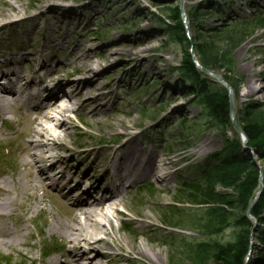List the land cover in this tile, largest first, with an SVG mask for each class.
<instances>
[{
	"label": "rangeland",
	"instance_id": "1",
	"mask_svg": "<svg viewBox=\"0 0 264 264\" xmlns=\"http://www.w3.org/2000/svg\"><path fill=\"white\" fill-rule=\"evenodd\" d=\"M63 1L66 5H71V16L63 11L51 12L48 17L38 16L39 19L34 24L26 21L22 25L7 28L4 33L0 32V38L4 37L7 41L17 36L22 47L28 43H38L45 49L52 47L51 58L54 60L51 59L42 74L46 76L50 72L57 75L61 67L62 77L66 81L81 78L76 67L84 61L92 65L93 60L101 61L108 49L116 48L111 61L106 66H101V71L98 70L103 75L101 84L110 85L94 101L96 104L107 103L99 116L104 120L96 124L108 122L112 126L94 125L90 118L91 110L83 109L80 105L85 99L82 98L68 113L73 122L65 137L68 147L79 152L84 148L89 149L91 143H97L98 148H104L108 143L117 146L126 137L119 133L122 128L115 126L114 118H126L128 134H138L137 139H145L141 142V147L156 148L161 161H173L167 169L172 177L165 182V190H159L157 186H161V183L151 178L135 183L127 192L123 190L119 193L124 204L120 206L117 217L113 218L115 229L129 242L139 243L143 240L149 249L160 252L161 264H192L191 248L198 241H209L212 244L232 241L235 232L233 224L223 227L218 235H206L204 228L198 224L204 205L191 203L193 197L188 195L190 192L184 191L182 182L191 179L192 167L210 163V156L229 148L228 143L238 135H235L232 120L225 125L212 121L204 106L199 103L192 82L182 80L177 70L187 64L185 47L190 46L189 53L200 75L221 83L218 78L205 73L204 66L199 64L198 56L193 50L196 39H209L212 36L203 35L207 32L205 27L211 30L208 33L226 28L228 24L246 27L244 41L224 61L227 69L216 68L211 72H216L229 85L233 83L238 86L236 91L231 85L235 119L238 118L243 123L247 117L241 116L244 107L245 114L264 118V0H0V20L19 14L30 15L38 12V8L43 5L46 9L49 4L56 2L62 5ZM177 6L184 12L183 22L188 39L186 42H174L165 32L164 24L170 21ZM196 7L198 10L192 16ZM244 20L254 22L244 26L246 22L241 23ZM36 23L39 24L37 31L34 28ZM25 31L31 36H23ZM12 33L14 35L11 36ZM79 42L84 44L85 51L90 52L88 56L81 58V62L76 61L79 54L72 52L70 48ZM216 45L226 48L224 41H217ZM47 55L46 50L44 57ZM244 64L248 67L255 65L253 70L260 71L261 75L255 85L263 88L261 93L245 95V82L250 74L243 67ZM112 69L114 70L111 71ZM111 72L114 74L111 75ZM34 103L36 102H27L19 108L15 106L4 117L15 119L14 122L22 131L19 137L13 138L15 131L8 128V123L0 121V135L9 137L0 143V174H8L5 178L0 176V184L14 179L17 174L24 181L27 179L26 167L22 164L27 159V154L22 149L29 140L24 135L29 118L39 109V106H31ZM29 110L32 111L28 112ZM54 116L59 118L58 110ZM263 147L264 137L258 140L248 139L240 149L241 155H245L252 167L260 173H264V157L260 153V148ZM95 174L102 178L101 187L108 184L104 179L105 173ZM259 196H255L251 206ZM41 197L46 198L45 203L40 201ZM26 198H29V206L25 205L18 210L26 214L28 222H20L18 237L20 241H28L29 235L34 233L37 236L43 234L42 238L45 240L39 241V237L32 250L24 246L18 249L33 256L37 264H48L49 259L55 257L65 261V256L62 255L69 246L64 244L60 234L50 230V226L55 227L56 222L61 224L71 215L76 208L74 199L70 196L63 198L47 180H42L41 185L35 182L33 188L19 198V202L21 199L26 201ZM30 206L34 209L27 211ZM139 210L148 213L143 227L135 223L137 219L143 220L136 213ZM250 210L251 207L246 212L251 232L244 264H264V209L259 217L252 215ZM97 219L105 222L102 216ZM16 222L12 216L0 218V226L4 223L13 226ZM56 229L55 227L54 230ZM11 249L0 245V261L12 264L5 260V255L12 253L19 260L15 264H23V258L17 255L16 250ZM122 256L132 259L116 263L115 258L111 260L110 257H105L99 259L98 263L148 264L145 258L128 251H123ZM32 262L35 264L34 260L29 261V264Z\"/></svg>",
	"mask_w": 264,
	"mask_h": 264
},
{
	"label": "bare ground",
	"instance_id": "2",
	"mask_svg": "<svg viewBox=\"0 0 264 264\" xmlns=\"http://www.w3.org/2000/svg\"><path fill=\"white\" fill-rule=\"evenodd\" d=\"M38 9V12L35 11L30 15L2 17L4 19L0 20V32L4 33L7 28L22 25L26 21L34 24L42 15L48 17L52 14L51 12L63 11L67 16H71L69 12H72L71 5L67 7L56 2L47 5L46 9L44 5ZM38 27L39 24L36 23L35 31ZM27 33L29 32H23V36H31ZM12 39L5 41L4 37L0 38V121L2 120L3 124L8 123V128L15 131L13 138L19 137L22 131L14 122L15 119H5V115L14 110V106L19 105L24 99L25 101H37L31 106H39V109L29 118L27 124L24 135L29 140L25 142L23 139L25 144L22 150L27 154V159L25 158L22 163L26 167V181L17 174L14 179L3 181L0 184V218L12 216L17 220L13 226L2 223L3 225L0 226V242L2 243L0 245L16 250L19 253L17 255L23 258V264H29L32 260L37 264L33 256L18 248L24 246L32 250L37 245L39 237V241L45 238H42L43 234L37 236L31 233L28 241H20L19 224L22 221L28 222V220L26 214L21 213L18 208L29 206V198H26V201L21 199L20 202L19 198L24 197L33 188L35 182L41 185L42 180H47L63 198L70 196L76 204L75 210H72L66 220L60 221L61 224L55 223L56 230H54L55 227L50 226V230L60 234L64 244H68L69 247L62 255L65 256V261L55 257L49 259L48 264H66V262L68 264H107L98 263L99 259L105 257H110L111 260L115 258L116 263L130 261L132 258L122 256L123 251L145 258L148 264H161L160 252L149 249L143 240L139 243L129 242L119 230L115 229L113 218L117 217L120 213V206L124 204L123 197H120L121 194L118 196L120 191L130 189L135 183L150 177L161 183V186H157L159 190H165V182L172 177L167 169L173 161H161L156 148L141 147V142L145 139H137L138 134H128L129 127L126 118H114L115 126L122 128L119 133L126 137L117 146L108 143L104 148H98L97 143H91L89 149L84 148L77 152L76 149L69 148L65 141L71 128L70 124L73 123L68 113L82 98L85 99L80 105L83 109L91 110L90 118L94 121V125L112 126V123L108 122L96 124L104 120L99 116L107 103L96 104L94 101L102 96L110 85L101 84L103 75L100 71L103 68L101 66H106L115 56L116 48L108 49L102 55L101 61L93 60L92 65L84 61L76 67L81 78L66 81L62 77L61 67L57 75H52L50 72L46 76L42 74L51 59L54 60L51 58L52 47L41 48L38 43H28L22 47L18 43L17 36L13 41ZM62 46L65 47L64 44ZM83 46L84 44L79 42L70 47L72 52L79 54L76 61L81 62V58H85L90 53L85 51ZM46 50L48 55L44 57ZM251 62L258 64L257 60H254V63ZM243 67L250 74L245 82L247 88L245 95L261 93L263 88L255 85V81L261 75L260 71L253 70V67H248L247 64ZM33 71L34 74H31ZM212 76L219 77L216 72H213ZM57 110L59 118L54 116ZM30 111L32 110L28 112ZM236 121L241 125L238 118ZM235 135L237 136L236 132ZM0 137V143L9 138L2 135ZM100 172L106 174L104 179L108 181L104 187L100 186L102 178H98L95 174ZM7 175L0 174L3 178ZM40 201L45 203L46 198L41 197ZM32 209H34L33 206H30L27 211ZM13 210L16 211L12 213ZM136 213L143 217V220L137 219L135 223L143 227L146 224L144 218H147L148 213L140 210ZM98 216H102L105 222L98 220ZM5 256L8 263L15 264L19 261L12 253H7ZM0 264L7 263L1 260Z\"/></svg>",
	"mask_w": 264,
	"mask_h": 264
},
{
	"label": "trees",
	"instance_id": "3",
	"mask_svg": "<svg viewBox=\"0 0 264 264\" xmlns=\"http://www.w3.org/2000/svg\"><path fill=\"white\" fill-rule=\"evenodd\" d=\"M198 9L197 7L192 12ZM199 18H197L198 20ZM165 22V32L168 33L174 42H186L188 39L185 33V24L180 8L174 9V14ZM259 19H257L258 21ZM256 21V22H257ZM246 22V20L241 23ZM249 20L244 26L252 24ZM212 35L206 38H197L193 50H195L199 63L210 69H227V61L231 53L245 39L246 27L238 24H228L226 28L217 29ZM216 38V39H215ZM215 39V40H214ZM218 42H225L226 48L217 46ZM187 53V64L182 65L177 71L181 79L189 80L198 95L199 103L204 106L206 114L213 122L225 125L231 121L228 89L221 83L203 78L198 72L194 60L191 58L190 46L185 47ZM232 87L238 91V86L231 83ZM241 113L244 118L243 130L250 140H258L264 137V118L251 117ZM229 142V141H227ZM229 148L217 152L210 156V163L195 165L191 168L192 177L183 181L184 191L190 192L191 203L203 204L198 224L204 228L207 236L218 235L221 229L228 225L234 226V238L223 243L212 244L209 241H198L191 248L192 264H244V258L248 253L249 235L251 224L246 217V212L251 207V214L259 217L264 209V190L255 203V199L260 183V172L252 167L246 156L240 152L241 142L239 137L228 143ZM239 148V149H237ZM261 156L264 157V147L260 148Z\"/></svg>",
	"mask_w": 264,
	"mask_h": 264
},
{
	"label": "water",
	"instance_id": "4",
	"mask_svg": "<svg viewBox=\"0 0 264 264\" xmlns=\"http://www.w3.org/2000/svg\"><path fill=\"white\" fill-rule=\"evenodd\" d=\"M180 6H181V5H180ZM182 13H184L183 10H182ZM203 70H204V72L207 73V74H211V75L213 74V73L211 72V70H209V69L206 68V67H203ZM217 78L219 79V81H220L224 86H227V89H228V91H229V95H230V102H229V104H230V108H229V110H230V117H231L232 123L234 124V129H235L237 135L239 136V139L241 140L242 145H243V144H244V141H247V140H248V137H247L245 131L243 130L242 126H241V125L236 121V119H235L236 110H235V107H234V105H233V100H232V98H231V95H232V87H231V85H229V84H228L224 79H222L221 77H217ZM263 174H264L263 172L260 173V183H259L258 191H257V193H256V197H258V196L262 193V190H263V177H264Z\"/></svg>",
	"mask_w": 264,
	"mask_h": 264
}]
</instances>
